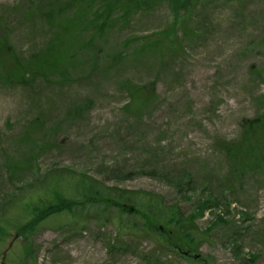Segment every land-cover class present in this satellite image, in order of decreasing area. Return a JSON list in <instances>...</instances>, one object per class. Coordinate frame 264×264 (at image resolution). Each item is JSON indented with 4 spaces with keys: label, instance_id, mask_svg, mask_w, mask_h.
<instances>
[{
    "label": "rangeland",
    "instance_id": "374dc122",
    "mask_svg": "<svg viewBox=\"0 0 264 264\" xmlns=\"http://www.w3.org/2000/svg\"><path fill=\"white\" fill-rule=\"evenodd\" d=\"M52 1L0 0V26L24 60L54 42ZM69 1L54 4L72 16ZM31 5L40 12L28 15ZM172 20L157 0L127 20L115 15L93 41L84 21L63 66L33 79H8L0 63V220L64 174L104 192L95 202L76 196L72 215L28 236L8 232L0 264H264V160L231 158L245 120L264 111V0H195L165 38ZM138 85L151 95L137 108ZM143 191L193 222L202 236L194 260L176 237L169 247L147 232Z\"/></svg>",
    "mask_w": 264,
    "mask_h": 264
},
{
    "label": "trees",
    "instance_id": "16d2710c",
    "mask_svg": "<svg viewBox=\"0 0 264 264\" xmlns=\"http://www.w3.org/2000/svg\"><path fill=\"white\" fill-rule=\"evenodd\" d=\"M76 1L78 5L75 7ZM155 1L157 0H70L69 4L75 8L72 9V16H67L64 14V10H58V5L54 4L58 0H53L48 6L45 20L50 24L57 22L54 30V42L47 47L45 53L29 57L26 60L14 53V48L8 39V31L2 24L0 26V63L6 70L5 76L20 82L26 77V73H29L27 74L30 77L28 79H33L44 67L50 71L62 67L81 33L80 26L84 21L86 24L83 23L82 27H87L86 29L90 30L93 41L95 36L103 33L115 15L119 19L127 20L131 13L144 10ZM194 1L167 0L173 20L163 37L170 38L177 30L184 27L183 21ZM24 9H27L28 15L40 12L37 5H31ZM119 54L118 52L111 54L112 63L119 62ZM147 88L148 85H138L132 88L135 107L138 108L150 97L151 91H148ZM236 146L237 149L233 150L234 154L231 156L232 160L236 157H240L242 160L252 157H256L258 161L264 160V111L257 118L245 120L241 138ZM254 149L259 151L255 152ZM259 155L261 156L259 157ZM103 193V188L97 181L89 182V179L82 175L74 177L64 174L57 182L53 181L46 187L32 189L20 196L11 207L13 208L12 213L0 220V240L11 230L20 231L24 236H28L50 217L62 216L65 213L72 215L77 206L74 202L77 201L76 196H82L86 200L95 202L94 200H99ZM137 193H135L136 203L142 205L150 213L145 214L147 232L158 236V242L169 247L175 243L173 237H176L180 241L177 245L180 253L182 254L181 250L185 251L188 253L186 258L194 260L189 254L194 252V248L197 247L202 236L194 230L196 228H194L193 222H189L175 205L164 204L156 194L145 191ZM154 212H157L158 217H153ZM153 219L163 222L162 230L152 227ZM166 226L169 229H165ZM22 251L23 257V254L24 256L30 254L31 248L23 246Z\"/></svg>",
    "mask_w": 264,
    "mask_h": 264
},
{
    "label": "water",
    "instance_id": "95a60500",
    "mask_svg": "<svg viewBox=\"0 0 264 264\" xmlns=\"http://www.w3.org/2000/svg\"><path fill=\"white\" fill-rule=\"evenodd\" d=\"M196 254L192 255L193 257H195Z\"/></svg>",
    "mask_w": 264,
    "mask_h": 264
}]
</instances>
